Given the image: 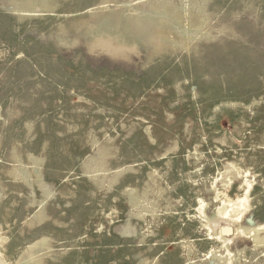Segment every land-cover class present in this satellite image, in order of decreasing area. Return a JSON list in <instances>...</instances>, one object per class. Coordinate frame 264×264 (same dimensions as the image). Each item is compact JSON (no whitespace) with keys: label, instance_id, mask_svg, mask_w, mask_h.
I'll return each mask as SVG.
<instances>
[{"label":"rangeland","instance_id":"1","mask_svg":"<svg viewBox=\"0 0 264 264\" xmlns=\"http://www.w3.org/2000/svg\"><path fill=\"white\" fill-rule=\"evenodd\" d=\"M145 1L0 0L2 264H264V231L228 251L196 211L248 179L264 223V0H168L152 42L93 52Z\"/></svg>","mask_w":264,"mask_h":264},{"label":"bare ground","instance_id":"2","mask_svg":"<svg viewBox=\"0 0 264 264\" xmlns=\"http://www.w3.org/2000/svg\"><path fill=\"white\" fill-rule=\"evenodd\" d=\"M184 2L185 5L189 6L190 10V0H185ZM39 6L43 7L45 10H49L43 4H39ZM34 8L35 7H33V9ZM142 8L147 10H142ZM159 8L161 9V11L158 10ZM171 9L172 7L168 0H146L143 7L140 6L133 9L135 10V13L138 12V10H141V12L137 14V20L132 23L127 19L117 29L112 27L110 16L105 15V18L99 28H90V33L92 34V37L89 39L91 49L95 53H108L116 56L118 54H121L122 52L136 48L138 46V42L141 39H145L147 42H152L154 40V28L157 25L161 24L160 18L162 17V15H170ZM144 11H149V14H146ZM104 152L105 150H102L100 151V154ZM232 172L233 170H230L227 173H224L222 176L228 179L230 176L229 174H231ZM116 179L117 176L115 175L111 179V183H113ZM241 188L244 189V195L237 198L236 200H231L229 202L222 201V205L217 208V212L216 214H214L213 218L208 217L206 209L207 203H205L204 201H200L199 205L196 208L198 217L209 230V236L213 239L219 240L222 243V246L225 247L228 251H230L229 246L232 243L233 238L244 235H246L247 237H254L256 233L264 231V223L257 224V228H251L249 229V232H247L248 230L246 231L248 226L243 225V219L246 213L249 211L248 194L252 188L251 181L245 179L241 184ZM44 192L47 193L45 190ZM214 201H219L218 194L217 196H215ZM131 202L134 203V200L131 199ZM42 215L43 209L40 208L37 212L36 217L42 218ZM219 222L231 224L234 227V236H223L219 232V230L216 231L215 227L219 224ZM45 240L46 239H42L41 241L34 243L29 247V250L32 251L38 245L43 244ZM262 240H264V238L258 239L257 244L263 243L264 241ZM1 242L2 240L0 238V244ZM1 258L2 256L0 253V264H2ZM31 259L30 263L27 264H37L36 261H33V256ZM227 264L232 263L228 260Z\"/></svg>","mask_w":264,"mask_h":264}]
</instances>
